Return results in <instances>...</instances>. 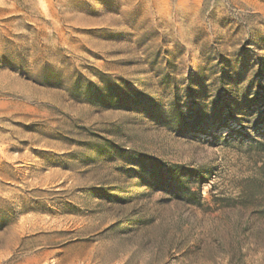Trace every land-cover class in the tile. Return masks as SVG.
Returning a JSON list of instances; mask_svg holds the SVG:
<instances>
[{
    "label": "rangeland",
    "instance_id": "obj_1",
    "mask_svg": "<svg viewBox=\"0 0 264 264\" xmlns=\"http://www.w3.org/2000/svg\"><path fill=\"white\" fill-rule=\"evenodd\" d=\"M0 264H264V0H0Z\"/></svg>",
    "mask_w": 264,
    "mask_h": 264
},
{
    "label": "trees",
    "instance_id": "obj_2",
    "mask_svg": "<svg viewBox=\"0 0 264 264\" xmlns=\"http://www.w3.org/2000/svg\"><path fill=\"white\" fill-rule=\"evenodd\" d=\"M161 170L163 173L161 176L164 174L169 176L170 184H173L172 188L178 187L193 202H201V194L197 191H192L191 188L192 183L203 184L207 181L200 171L185 169L176 164L162 165Z\"/></svg>",
    "mask_w": 264,
    "mask_h": 264
}]
</instances>
